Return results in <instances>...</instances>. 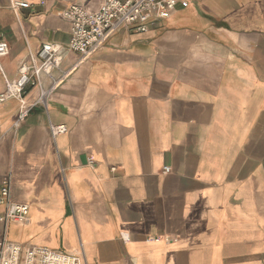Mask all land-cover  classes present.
Wrapping results in <instances>:
<instances>
[{"label": "crops", "instance_id": "obj_1", "mask_svg": "<svg viewBox=\"0 0 264 264\" xmlns=\"http://www.w3.org/2000/svg\"><path fill=\"white\" fill-rule=\"evenodd\" d=\"M24 1L0 0V92L44 42L73 66L62 11L103 0ZM184 1L114 31L46 108L28 87L18 128L19 100L0 101V187L29 206L0 242L87 264H264V0Z\"/></svg>", "mask_w": 264, "mask_h": 264}, {"label": "built area", "instance_id": "obj_2", "mask_svg": "<svg viewBox=\"0 0 264 264\" xmlns=\"http://www.w3.org/2000/svg\"><path fill=\"white\" fill-rule=\"evenodd\" d=\"M27 1L10 0L9 6H27ZM178 5L186 6L184 0H103L96 10H88L72 3L62 11V15L70 22L71 30L68 48L78 54L76 63L62 69L60 66V45L53 41L41 44L36 57L21 61L18 66V77L6 80L5 89L0 92V101L8 98L19 100V110L14 122L18 128L29 113V105L24 100V92L28 87L37 86L39 94L37 104L47 107L51 93L66 79L74 67L90 58L107 40V38L123 25H131L137 32L146 31L154 19L165 18L168 12ZM8 45L0 41V58L8 54ZM53 71L59 74L51 84L45 87L42 75L51 76ZM53 136L66 131L64 124H50ZM169 167L164 166L163 172ZM0 203L5 205V211L0 219L8 221H23L29 206L25 202L13 200L10 196V180L4 179L0 187ZM0 264H87L82 249L74 253H65L49 249L45 246L23 248L19 243L2 240L0 242Z\"/></svg>", "mask_w": 264, "mask_h": 264}]
</instances>
